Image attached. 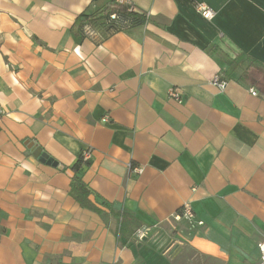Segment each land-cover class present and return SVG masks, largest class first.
Wrapping results in <instances>:
<instances>
[{
  "label": "crops",
  "instance_id": "0c3cea01",
  "mask_svg": "<svg viewBox=\"0 0 264 264\" xmlns=\"http://www.w3.org/2000/svg\"><path fill=\"white\" fill-rule=\"evenodd\" d=\"M107 1L0 0V264H260L264 0H120L149 21L77 37ZM242 53L256 81L226 75ZM86 148L101 212L70 194ZM185 202L192 222L175 218Z\"/></svg>",
  "mask_w": 264,
  "mask_h": 264
},
{
  "label": "trees",
  "instance_id": "16d2710c",
  "mask_svg": "<svg viewBox=\"0 0 264 264\" xmlns=\"http://www.w3.org/2000/svg\"><path fill=\"white\" fill-rule=\"evenodd\" d=\"M113 12L118 13V18L112 19L111 14ZM150 19V15L147 11L136 8L133 4L120 0H108L100 9L94 12L84 11L79 14L72 26L75 34L80 39L87 36L86 27L91 26L93 29L98 28L102 37H106L108 34L129 30L133 27L145 25ZM237 69L243 71L242 78L246 81H256L254 75H259L263 71L259 70L257 63L254 59L247 57L245 54H239L229 64L226 69V75L230 74ZM262 71V72H261ZM91 164L90 161H85L82 155H79L78 160L73 165L72 169L75 171V175L72 178L70 194L79 202L83 207L101 212V208L91 200V190L87 184L82 180L79 173L85 170ZM103 206L112 210V206L108 201H103ZM112 212H114L112 210ZM121 219V228L127 221V213L122 211L121 213H114Z\"/></svg>",
  "mask_w": 264,
  "mask_h": 264
},
{
  "label": "built area",
  "instance_id": "2783aa9c",
  "mask_svg": "<svg viewBox=\"0 0 264 264\" xmlns=\"http://www.w3.org/2000/svg\"><path fill=\"white\" fill-rule=\"evenodd\" d=\"M127 3H129V2H127ZM197 8L199 9V11H201L203 17H205L207 19H211L214 16V14H215V11L211 7L206 5L205 3L198 4ZM118 17L119 16H118L117 12H113L111 14V18L112 19H116ZM211 82L214 85H217L221 89H225L227 87V81L222 80V78H221V76L219 74L215 75V77L212 79ZM251 93L253 95H257L258 91L252 88L251 89ZM168 95H169L170 98H173V99H175L177 101H181V99H182L181 94L175 88H171L169 90ZM81 155H82V157H83V159L85 161H90L92 159V156H93V150L91 148H86V149H84L81 152ZM142 171H143L142 167H131L130 168V172L134 173V174H140ZM175 218L179 219V220L184 219V220L192 222V221H194L196 219V213H195L192 205L190 203H188V202H185L180 207V210L175 215ZM197 222H198V224H203V221H201V220L197 221ZM147 231H148V228H146V227L138 229L135 232L136 238L139 239V240H142L143 237L147 234ZM259 249H260V254H261V256H260V264H264V243H261L259 245Z\"/></svg>",
  "mask_w": 264,
  "mask_h": 264
},
{
  "label": "water",
  "instance_id": "95a60500",
  "mask_svg": "<svg viewBox=\"0 0 264 264\" xmlns=\"http://www.w3.org/2000/svg\"><path fill=\"white\" fill-rule=\"evenodd\" d=\"M29 147L33 150L35 156H37L40 161L46 162L47 164H52L54 166L58 165V162L45 151H43L42 147L36 145L35 143H31Z\"/></svg>",
  "mask_w": 264,
  "mask_h": 264
}]
</instances>
